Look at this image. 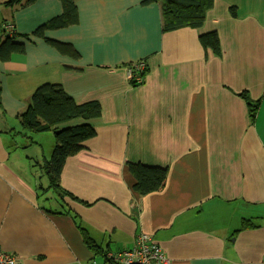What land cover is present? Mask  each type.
I'll use <instances>...</instances> for the list:
<instances>
[{"label":"crops","instance_id":"0c3cea01","mask_svg":"<svg viewBox=\"0 0 264 264\" xmlns=\"http://www.w3.org/2000/svg\"><path fill=\"white\" fill-rule=\"evenodd\" d=\"M6 1L0 24L12 22V38L26 46L0 60L8 118L47 82L60 83L79 104L99 102L102 113L92 121L96 136L66 160L63 197L53 190L40 196L44 175L30 166L33 158L17 154L28 148L24 137L0 134V251L18 264L102 263L146 232L168 264L262 261L264 0H214L200 27L168 32L161 0H78L79 22L46 32L78 58L25 38L62 14L60 0L22 8ZM209 32L219 35L218 54L200 42ZM140 60L145 78L132 84L128 68ZM129 163L166 168L164 187L139 195ZM244 219L260 226L241 230Z\"/></svg>","mask_w":264,"mask_h":264},{"label":"trees","instance_id":"16d2710c","mask_svg":"<svg viewBox=\"0 0 264 264\" xmlns=\"http://www.w3.org/2000/svg\"><path fill=\"white\" fill-rule=\"evenodd\" d=\"M37 0H7L4 5L11 8H22L35 3ZM62 3V14L50 19L37 27L30 35H25L26 39L31 37L43 38L50 46L56 48L62 54L72 58H78L79 53L68 43H62L46 37V32L65 28L79 22L78 0H60ZM155 0H145L148 4ZM214 0H161L163 31L168 32L183 27H200L205 20L206 11L213 6ZM233 10V9H232ZM13 37V36H12ZM12 37L3 38L0 41V60L8 61L14 54H24L26 46L24 43L14 41ZM201 44L212 49L216 54L220 52V38L217 32H209L200 36ZM248 99L247 93L242 94ZM0 110L1 115L6 118V113L1 101L0 88ZM102 108L99 102L90 101L79 104L66 92L60 83H44L36 88L31 95L27 107L19 112L14 118L18 120L21 130L9 128L0 130V134H10L13 137L27 133H47L55 134V146L49 159L35 161L32 167L38 169L44 175L46 184L39 182L38 191L40 196L46 195V191L53 190L62 197L69 193L62 189L61 175L68 157L77 154L84 148V143L95 137L97 130L93 120L100 118ZM252 121H255L258 113V105L252 109ZM69 123L66 127H59ZM22 131V132H21ZM58 131V132H57ZM30 142L23 145L27 148L34 144L32 136H28ZM131 173L136 182L133 186L139 195L161 190L167 179V169L159 166H149L142 163H129ZM36 170V172L38 171ZM78 227L82 230L86 244L101 253L98 246L87 236L80 219L74 213ZM260 224L251 220H242L241 230L255 228Z\"/></svg>","mask_w":264,"mask_h":264},{"label":"built area","instance_id":"2783aa9c","mask_svg":"<svg viewBox=\"0 0 264 264\" xmlns=\"http://www.w3.org/2000/svg\"><path fill=\"white\" fill-rule=\"evenodd\" d=\"M16 34L12 22H3L0 26V39L12 37ZM146 63L140 60L128 68V77L132 84H142L145 78ZM169 260L161 245L146 233L140 232L135 238L132 248L121 252L107 254L105 262L91 259L87 264H168ZM0 264H18L17 258L9 253L0 251ZM253 264H264V259Z\"/></svg>","mask_w":264,"mask_h":264},{"label":"rangeland","instance_id":"374dc122","mask_svg":"<svg viewBox=\"0 0 264 264\" xmlns=\"http://www.w3.org/2000/svg\"><path fill=\"white\" fill-rule=\"evenodd\" d=\"M2 20V16L0 15V21ZM1 26V24H0ZM4 39H0V41H3ZM16 128L17 130H21L20 125L18 123V120L15 118H4V116L1 115L0 110V130H8L9 128ZM22 132V131H21ZM25 134L24 136V143L22 145H28L30 142V139L28 136H32L34 140V144L30 145L27 149L17 152V154H21L22 156H29L33 158V161H31L30 166L35 165V161H43V156L46 159H49L51 157L52 151L55 146V134L53 132H47V133H27L26 131L23 132ZM35 165L34 167H36ZM38 170V169H35ZM39 173V170L37 171ZM43 183V181H40ZM47 180L44 183L46 184Z\"/></svg>","mask_w":264,"mask_h":264},{"label":"water","instance_id":"95a60500","mask_svg":"<svg viewBox=\"0 0 264 264\" xmlns=\"http://www.w3.org/2000/svg\"><path fill=\"white\" fill-rule=\"evenodd\" d=\"M58 132V131H57Z\"/></svg>","mask_w":264,"mask_h":264}]
</instances>
